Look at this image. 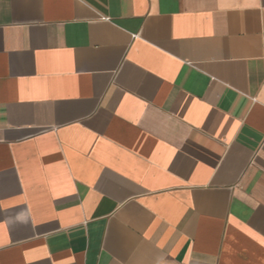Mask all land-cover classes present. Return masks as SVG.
I'll use <instances>...</instances> for the list:
<instances>
[{
	"label": "crops",
	"instance_id": "crops-1",
	"mask_svg": "<svg viewBox=\"0 0 264 264\" xmlns=\"http://www.w3.org/2000/svg\"><path fill=\"white\" fill-rule=\"evenodd\" d=\"M0 264H264V0H0Z\"/></svg>",
	"mask_w": 264,
	"mask_h": 264
}]
</instances>
